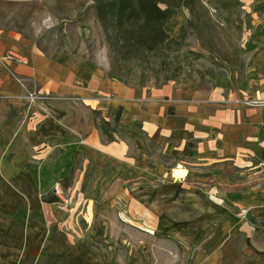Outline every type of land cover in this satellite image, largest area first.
I'll list each match as a JSON object with an SVG mask.
<instances>
[{"label": "crops", "instance_id": "crops-1", "mask_svg": "<svg viewBox=\"0 0 264 264\" xmlns=\"http://www.w3.org/2000/svg\"><path fill=\"white\" fill-rule=\"evenodd\" d=\"M249 90L127 85L0 27V264H71L56 258L58 197L72 201L89 175L129 204L164 205L167 236L207 240L206 264L249 246L264 229V102L242 100Z\"/></svg>", "mask_w": 264, "mask_h": 264}, {"label": "rangeland", "instance_id": "rangeland-1", "mask_svg": "<svg viewBox=\"0 0 264 264\" xmlns=\"http://www.w3.org/2000/svg\"><path fill=\"white\" fill-rule=\"evenodd\" d=\"M160 6L171 16L163 23L165 39L158 38L152 50L142 47L152 41L126 32L120 40L113 38L112 26L98 19L94 0H0V27L36 37L50 53L68 49L127 85L189 91L250 88L240 92L241 99L264 102V95L256 94L264 91V0H161ZM97 186L98 176L89 175L72 201L67 197L69 203H63L64 191L58 197L62 220L52 228L56 258L71 264H206L207 256L199 251L210 249L207 240L200 244L167 236L172 228H165L164 205L129 204L124 192H102ZM257 226L264 227V219ZM262 230L249 246L240 238L215 263L264 264Z\"/></svg>", "mask_w": 264, "mask_h": 264}, {"label": "trees", "instance_id": "trees-1", "mask_svg": "<svg viewBox=\"0 0 264 264\" xmlns=\"http://www.w3.org/2000/svg\"><path fill=\"white\" fill-rule=\"evenodd\" d=\"M160 1L94 0L97 17L107 28L112 26L113 38L120 40L121 34L126 32L131 37L152 41L153 45L142 46L149 50L156 48L158 38V41L165 39L163 23L171 16L170 10L160 6Z\"/></svg>", "mask_w": 264, "mask_h": 264}, {"label": "built area", "instance_id": "built-area-1", "mask_svg": "<svg viewBox=\"0 0 264 264\" xmlns=\"http://www.w3.org/2000/svg\"><path fill=\"white\" fill-rule=\"evenodd\" d=\"M16 80L22 85H25V78L23 77H19L16 76ZM26 99L30 102V103H34V102H41L44 103L46 100H53L54 98L48 95H39V94H35V93H28L26 96ZM55 190L58 192V189L55 188Z\"/></svg>", "mask_w": 264, "mask_h": 264}]
</instances>
